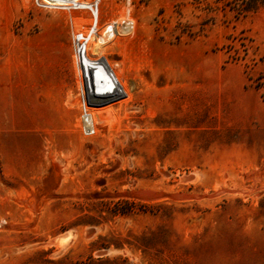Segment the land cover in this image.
I'll list each match as a JSON object with an SVG mask.
<instances>
[{
	"label": "rangeland",
	"instance_id": "374dc122",
	"mask_svg": "<svg viewBox=\"0 0 264 264\" xmlns=\"http://www.w3.org/2000/svg\"><path fill=\"white\" fill-rule=\"evenodd\" d=\"M52 2L81 9L0 0V264L89 256L264 264V8L242 13L239 0ZM57 39L70 46L67 62L51 52ZM78 39L86 44L82 76ZM84 66L89 136L79 115ZM53 71L72 75L74 124L27 125L59 112L49 100ZM95 81L111 95L95 98ZM4 170L31 176L8 180ZM127 203L132 214L112 216ZM67 230L75 236L54 244ZM104 236L122 249H93Z\"/></svg>",
	"mask_w": 264,
	"mask_h": 264
},
{
	"label": "crops",
	"instance_id": "0c3cea01",
	"mask_svg": "<svg viewBox=\"0 0 264 264\" xmlns=\"http://www.w3.org/2000/svg\"><path fill=\"white\" fill-rule=\"evenodd\" d=\"M49 47H52L51 52L55 56L59 57L64 61H68L71 56L70 46L64 40H51ZM70 73L56 72L53 71L49 73L47 77L49 87V100L55 102L59 105V112L51 116L50 121L46 123H29L27 125H48V126H72L74 124L75 118L77 116V111L74 108V105L69 103V97L74 94L73 80ZM79 84L81 83L79 77ZM77 83V84H78ZM24 85L28 84L27 82L23 83ZM78 91V88H77ZM14 99L13 97L11 98ZM15 100V99H14ZM80 115V114H79ZM5 153L0 150V159L5 160ZM2 166L7 167L4 162H1ZM3 175L8 180H21L23 182H28L30 176L22 174L17 170L12 171V173H7L3 171Z\"/></svg>",
	"mask_w": 264,
	"mask_h": 264
},
{
	"label": "trees",
	"instance_id": "16d2710c",
	"mask_svg": "<svg viewBox=\"0 0 264 264\" xmlns=\"http://www.w3.org/2000/svg\"><path fill=\"white\" fill-rule=\"evenodd\" d=\"M238 10L242 13H249V12H256L261 8H264V0H239V4L237 6ZM242 48V52H244L241 59H248V47L246 44H240ZM238 55H240V51L237 52ZM232 59V58H231ZM251 61H254V59H251ZM254 82V81H252ZM257 88L263 87L260 82H255ZM132 204L127 203L125 209H118L116 206L113 210H111L112 216H128L132 214ZM144 213V212H143ZM110 247H113L114 249H122V245L120 242L114 238H106L104 237H98L97 241L92 244V248L96 250H108ZM76 264H129L127 259L122 258L120 256H116L113 258H97L93 259L92 257H88L84 261H79Z\"/></svg>",
	"mask_w": 264,
	"mask_h": 264
},
{
	"label": "built area",
	"instance_id": "2783aa9c",
	"mask_svg": "<svg viewBox=\"0 0 264 264\" xmlns=\"http://www.w3.org/2000/svg\"><path fill=\"white\" fill-rule=\"evenodd\" d=\"M36 3H38L41 7H43L44 9H59V10H64V11H70L72 9H81L79 6H72V5H68V6H53V2L52 0H36ZM75 4V2H73ZM70 4V3H69ZM90 7L92 8H95L96 9V5H90ZM91 10V9H90ZM76 38H79V39H82V36H77ZM85 43H80V44H74V42L72 41V46H73V57H74V61L76 62V65L78 66V68H80V64L81 65H84V56H85ZM94 63H97L96 65H98V61H95ZM93 66V65H92ZM91 70V67L89 66V71ZM84 73H85V77L87 79V84L85 86V88H87L88 92L90 90V95H92V88H91V85H90V82H89V77H88V74H87V70H86V67L84 66ZM109 78L113 79L111 80V83L113 84L112 86H116L118 87L117 85V82L116 80L112 77V74L111 72H109ZM103 82V81H102ZM101 82H99L100 84ZM104 83V82H103ZM96 81L93 83L94 85V89H93V93H94V97L95 98H104L106 97L107 93L109 92H101L100 91V88H99V85ZM109 94V93H108ZM111 95V94H109ZM78 97H79V108H80V119L83 123V134L85 136H89L91 134L94 133V127H93V124H92V121H91V118H90V114H89V109L87 108L83 98H82V95L80 94V92L78 91Z\"/></svg>",
	"mask_w": 264,
	"mask_h": 264
},
{
	"label": "bare ground",
	"instance_id": "6f19581e",
	"mask_svg": "<svg viewBox=\"0 0 264 264\" xmlns=\"http://www.w3.org/2000/svg\"><path fill=\"white\" fill-rule=\"evenodd\" d=\"M121 30L123 31L124 28L121 27ZM111 36H112V30L109 29V30H107V31L102 35L101 38H100V37H97V40H98V42H102V43H103V42H105L106 40H108ZM80 43H81V42H80V40L78 39L77 44H80ZM77 67H78V66H77ZM79 72H80V76H82V75H83V72H82V65H81V64H80ZM79 92H80V94L82 95V98H83L85 104L87 103L86 106H87V108H88L89 111H90V107H89V103H88V99H87V90H86V88H85V85L82 84V83H80ZM89 114H90V118H91V121H92V124H93L92 115H91L90 112H89ZM93 127H94V124H93ZM67 237H68V236H67ZM67 237L61 238L60 240H64V239H66ZM59 242H60V241H59ZM59 242H58V243H59ZM58 243H57V244H58Z\"/></svg>",
	"mask_w": 264,
	"mask_h": 264
},
{
	"label": "water",
	"instance_id": "95a60500",
	"mask_svg": "<svg viewBox=\"0 0 264 264\" xmlns=\"http://www.w3.org/2000/svg\"><path fill=\"white\" fill-rule=\"evenodd\" d=\"M67 236L74 237L75 236L74 231H72V230L64 231L63 233H61L60 235H58L57 237H55L53 239V243L57 244L60 241L61 238H64V237H67Z\"/></svg>",
	"mask_w": 264,
	"mask_h": 264
}]
</instances>
